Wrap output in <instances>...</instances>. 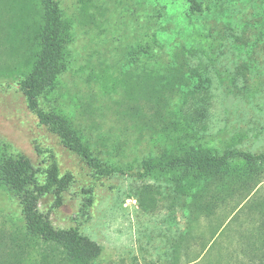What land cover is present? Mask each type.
<instances>
[{"label": "rangeland", "instance_id": "374dc122", "mask_svg": "<svg viewBox=\"0 0 264 264\" xmlns=\"http://www.w3.org/2000/svg\"><path fill=\"white\" fill-rule=\"evenodd\" d=\"M57 1L67 69L41 108L123 173L100 178L29 109L20 83L38 52L42 4L0 0V155L36 169L53 155L73 176L63 204L49 195L40 211L98 243L96 264H264V164L233 160L190 194L178 192L177 171L137 175L145 161L194 150L264 153V0H200L196 14L174 0ZM139 43L152 49L148 81L139 50L131 56ZM200 84L206 95L193 99ZM24 231L20 201L0 189V264H64Z\"/></svg>", "mask_w": 264, "mask_h": 264}, {"label": "trees", "instance_id": "16d2710c", "mask_svg": "<svg viewBox=\"0 0 264 264\" xmlns=\"http://www.w3.org/2000/svg\"><path fill=\"white\" fill-rule=\"evenodd\" d=\"M43 10V27L38 52L34 57L30 72L20 83L21 91L41 124L55 129L61 144L70 151L82 157L87 164L95 169L100 178L110 176L122 169L105 168L95 158L82 141L79 133L59 113L45 112L40 105L44 92L53 88L59 77L66 71V45L69 40L67 23L62 17V11L57 0H40ZM181 1L191 14L203 12L200 0ZM139 50V62H143L142 71L145 80L151 78L147 65L153 56L151 45L139 43L133 49L131 56L135 57ZM206 88L191 91L190 95L199 98ZM188 98V97H187ZM186 102V100H185ZM240 160L249 166L264 164V153L253 154L240 150H229L222 155H216L209 149L194 150L184 155L153 159L145 161L138 172L139 178H144L152 172H179L175 178L177 190L182 194H190L199 188L203 178L227 168L231 161ZM204 178V179H205ZM73 182L71 173H64L59 161L53 155L48 158L47 166L36 169L25 156L11 157L0 155V189L14 196L22 205L25 224V240L40 248H50V255L58 252L61 263L64 264H96L101 258L103 249L92 239L85 237L76 229L58 230L54 228L48 216L40 211V201L49 195L54 197L53 208L63 204V193ZM92 195V190L86 191ZM88 201L91 202V199ZM49 255L45 259H49Z\"/></svg>", "mask_w": 264, "mask_h": 264}]
</instances>
